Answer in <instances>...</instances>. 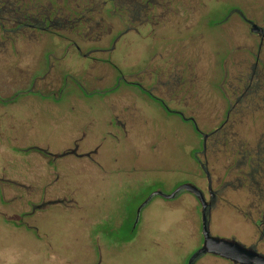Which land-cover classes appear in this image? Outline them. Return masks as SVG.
Here are the masks:
<instances>
[{
    "label": "rangeland",
    "instance_id": "1",
    "mask_svg": "<svg viewBox=\"0 0 264 264\" xmlns=\"http://www.w3.org/2000/svg\"><path fill=\"white\" fill-rule=\"evenodd\" d=\"M228 1L258 12L263 0ZM223 6L208 5L210 11L215 10L213 15L225 12ZM237 33L231 23L183 29L168 26L144 39L126 34L121 41L126 40L128 50L126 44L118 46L127 54L120 62V73L126 81L136 80L131 75L142 61L154 50L163 55L169 47L200 58L205 75L202 86L215 91L219 64L232 53L231 46L241 44ZM42 51V46H34L27 64L39 65ZM54 63V73L37 78L25 92L18 86L20 68L0 59V99L16 91L14 102L0 103V264H188L186 257L197 248L200 230V206L191 193L183 191L175 199L153 197L141 209L140 230L132 240L128 228L152 192L170 193L184 182L202 184L203 173L192 160L199 147L192 124L122 80L117 89L114 86L115 92L104 94L116 79L107 64L89 69L85 62L80 69L68 57ZM198 75L195 83L201 80ZM141 81L148 84L145 76ZM116 105L127 114L126 131L117 130L113 122ZM181 110L194 116L203 131L213 128L221 112L208 100L200 106L189 102ZM256 118L248 128L250 135L260 134L264 126V114ZM83 135L86 144L100 145L96 157L100 167L86 157L53 158L42 151L48 146L50 152L62 153ZM253 138L248 140L257 152L263 143ZM223 155V149L207 151L214 181ZM259 157L264 159V154ZM261 164L264 167V161ZM55 199L66 203L32 213L33 206ZM209 228L221 238L234 236L243 241L247 227L235 212L223 210L212 216ZM210 257L203 256L205 264L213 263Z\"/></svg>",
    "mask_w": 264,
    "mask_h": 264
},
{
    "label": "flooded vegetation",
    "instance_id": "2",
    "mask_svg": "<svg viewBox=\"0 0 264 264\" xmlns=\"http://www.w3.org/2000/svg\"><path fill=\"white\" fill-rule=\"evenodd\" d=\"M226 1L0 0V59L20 68L18 86L20 90L25 88V92L29 91L26 89L27 85L32 88L37 78H45L49 72H53L54 60L68 57L80 69L85 68V62H88L86 67L89 69L107 64L116 79L104 94L115 92L122 80L124 85L135 87L166 111L189 121L199 136V147L196 148L198 151L192 156V160L203 173V185L197 181L192 183L201 189L208 202V228L214 214H221L223 210L235 212L247 227L243 232L244 238H241L244 242L234 236L223 238L233 239L264 256V167L261 164L264 159L259 157L264 154V126L257 135H250L248 130L257 119V114H264V0L258 12H252L240 2ZM211 3L218 6L222 4L227 10L223 13L217 11L218 15H213L215 10L210 11L208 7ZM231 23L238 30L237 37L241 44L231 46L232 53L219 64L220 76L216 81L215 91L206 90L202 86L205 75L200 71V58L172 51L169 47L164 48L163 55L154 50L148 59H144L139 70H134L131 75L137 77L136 80L126 81L125 75L120 73V62H124L127 54L120 52L118 46L120 43L126 44L128 50L126 40L121 41L126 34L133 33L144 39L151 38L168 26L183 29L197 25L225 26ZM34 46L43 47L41 62L36 67L33 63L27 64ZM236 51L240 53H235ZM67 67L70 69L68 65ZM198 73L201 74V80L195 83L199 78ZM142 76L148 78L147 85L142 83ZM75 85L82 88L78 82ZM214 92L216 96L212 95ZM194 93L196 97L193 98ZM14 94L8 99L1 98L0 103L14 102ZM207 100L211 101L213 107L220 108L221 112L216 121H213V128L203 131L197 127L194 116H186L181 108L187 107L192 101L200 106ZM112 118L117 130L120 128L121 131H126L128 117L122 106H113ZM84 137L85 135L76 138L62 153L50 152L48 146L42 148V151L53 158L68 154L78 158L86 157L100 167L96 158L100 145L94 143V146H88L83 142ZM252 137L254 141L260 139L259 144L263 143L258 146L257 152L254 151L252 140H248ZM222 149L224 161L222 169L218 167V175L214 181L207 151ZM181 192L183 191L175 197ZM155 196L157 195L152 196L143 206ZM192 196L200 206L197 198L193 194ZM51 201L57 202L49 204ZM60 203L66 202L63 199L42 202L43 207ZM143 206L133 216L128 228L129 235L135 236L140 230L138 222ZM33 211L34 206L32 213ZM210 234L216 236L211 232ZM202 242L200 228L197 248L186 257V261ZM204 255L206 254L198 256L193 264H205ZM211 255L212 264H233L229 259Z\"/></svg>",
    "mask_w": 264,
    "mask_h": 264
},
{
    "label": "water",
    "instance_id": "3",
    "mask_svg": "<svg viewBox=\"0 0 264 264\" xmlns=\"http://www.w3.org/2000/svg\"><path fill=\"white\" fill-rule=\"evenodd\" d=\"M180 191H187L193 194L200 204L201 233L203 237L202 245L190 256L188 264H193L194 260L202 254H214L221 258L232 261L233 264H264V256L256 251L247 248L233 239L219 238L210 234L208 228V202L199 187L193 183L185 182L180 184L173 192L163 193L161 191L152 192L139 207V209L154 195L166 199H173ZM57 202V201H55ZM51 201L49 204L55 203ZM42 206V205H41ZM40 207V206H37ZM137 210V212L139 211Z\"/></svg>",
    "mask_w": 264,
    "mask_h": 264
},
{
    "label": "trees",
    "instance_id": "4",
    "mask_svg": "<svg viewBox=\"0 0 264 264\" xmlns=\"http://www.w3.org/2000/svg\"><path fill=\"white\" fill-rule=\"evenodd\" d=\"M41 205H42V206H41ZM39 206H40V207H35V206H34V211L36 210V208H41V207H43V204L41 203V204H39ZM34 211H33V212H34ZM130 236H132V235H130ZM133 237H134V236H132V237H130V238H128V239H129V240H132Z\"/></svg>",
    "mask_w": 264,
    "mask_h": 264
},
{
    "label": "crops",
    "instance_id": "5",
    "mask_svg": "<svg viewBox=\"0 0 264 264\" xmlns=\"http://www.w3.org/2000/svg\"><path fill=\"white\" fill-rule=\"evenodd\" d=\"M85 138H86V137H84V139H85ZM84 141H85V140H84ZM84 141H83V142H84ZM88 144H89V143H88ZM88 144H86V145H88ZM88 146H91V147L94 146V144L92 143V141H91V144L88 145ZM97 155H98V154H97ZM96 157H97V156H96ZM97 158H98V157H97ZM97 161H98V159H97ZM98 164H99V161H98Z\"/></svg>",
    "mask_w": 264,
    "mask_h": 264
}]
</instances>
